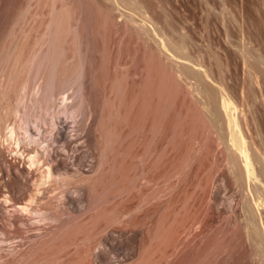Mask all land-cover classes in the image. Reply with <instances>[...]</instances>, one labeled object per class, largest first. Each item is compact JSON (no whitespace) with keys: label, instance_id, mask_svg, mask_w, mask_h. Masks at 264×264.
<instances>
[{"label":"rangeland","instance_id":"obj_1","mask_svg":"<svg viewBox=\"0 0 264 264\" xmlns=\"http://www.w3.org/2000/svg\"><path fill=\"white\" fill-rule=\"evenodd\" d=\"M75 1H76V3L77 2L79 3L81 1L82 4H79V5L82 7L86 3L85 7H83V9H85L84 11H85L86 15H88L87 20H89V22H91V24H92V26H91V24H89V25L91 26V28H93V33H94L93 35H95L94 39L96 41V45L99 46V49L104 47L103 48L104 52H102V49H101V52H98L96 54L97 55V57H96L97 59L95 62V63H97V65L95 64L96 68L98 67V71L100 70L99 73L100 72L105 73V77H107L108 80L113 75L117 76V77H112L115 80L117 79L116 81L114 80L115 81L114 84L117 82L114 86L116 88H112L113 86L111 87L113 89V91L115 90V93L112 90H111V92H113V93L110 92L111 94H113V98H114V99L112 98L113 99V104H112L113 107L111 106V111L113 112V108H115L114 110L116 111V112L115 111L113 112V113H115L114 115L116 117L111 116L110 117L111 122L109 121L111 123L110 128L112 127V134H111L112 136H110L109 140L110 141L113 140V141H112V143L110 142L108 144L109 146H107V148H106V152H105V156H104L106 162L104 161V158H103V160L101 162L102 163L101 166H99L98 170L96 171V175L94 174L95 177L93 176L94 177L93 179L95 180L94 181L95 183H93V184L95 185V187L92 184L93 179H91L92 181L89 183V185L91 184L90 186L93 185L92 188L94 187V189H92V188L90 189L89 188L90 186H87L88 187L87 188V187H85L86 185L83 186V184H79L80 182L78 183V181L74 182L75 177L73 179H71L72 181L74 180L73 182L75 184L71 182L73 185H71V184L70 185H68V184L63 185V184H66V182H65L62 184L60 183L61 184V185L59 184L60 187L57 188L58 186L56 185L57 184L56 183L55 185L57 187L55 185L53 186L56 188H53L52 186H50L51 188H48V191L50 192L49 195L52 194L54 196V194H55V196L57 195L58 198L63 197L62 198L63 199V202H62L63 205L61 206L62 203L60 204L61 209H62V207H64L63 209L70 207L69 206L70 204L67 202V201H69L68 200L69 195L72 198H74L73 200H75V199L80 200V197L83 198L85 196V198L82 200V204H80L82 206V207L80 206L81 207L80 209H82V211L81 210L80 211H81V213L83 212L82 216H80L81 214H79V212L76 213L77 215L79 214V216H77L76 214H72V215L70 214L71 217H69L70 215L69 216L66 215L67 218L65 216L64 217L65 219L63 218L64 220L63 219L61 220L59 226H58L59 223H57L55 225H52L49 223V224H47L49 227L47 229H46L47 225H46V227L41 225L46 230L44 228L41 229V226L39 229H35V230H33L32 227L31 228L28 227V232L30 234L28 232L26 233L27 234L26 240H24L25 238H23L24 241H22V239L18 240V238L15 240V238H13L8 242L10 244V242L12 241L11 242L12 244H10V247H9V245H7L8 243L7 244L3 243L1 245V246H3L4 244H6L2 248H0V264H33V263L34 264H51V263L52 264H97L98 261L97 260L95 261L96 257H94V253H93L94 251L93 250L96 249L95 247L101 248L98 243H100L101 246L103 244L105 245V246H102L103 247L102 249H104V247H105L106 251L108 252V256L110 257V259L112 258L110 260L109 264H112V262H111L112 260L115 261V262H113V264H116L117 260H118L117 264H125V263L130 264V262L132 263V261H133L132 264H134L137 261V259L140 257V256L137 257V255H139L140 252H143V254H141L142 256L148 252L147 247L149 248L150 252H151L150 247L153 246V248L155 249V247H154L155 244H156L155 246H159L161 248L165 244L167 245V243H168L167 241L173 240V236H175V235L177 237L176 240L178 239L176 247H174L175 244L173 245V242L176 243L175 241H173V242L171 241L172 243H170V244H172L171 245L173 247V248L171 247L172 249H170V246H168L169 249H168V247H166L167 250L164 248L165 246L163 247V249L165 250L164 254L166 253V251L168 253H170V254L167 253L169 255V256H167L169 258V260L166 257V255L164 256L163 253L161 254V252L158 251V249H159V247H158V248H156L158 251V252H156L157 254L155 253V251H156L155 250L154 251L155 254L152 255L157 260L153 257L155 259V261H154V259L152 257H150L151 261L153 260L150 264H153V262H154V264L155 263L156 264H160V263L161 264H179L180 259H182V260H180L181 264H184L186 262H187L186 264H190L192 262L193 263L195 262L194 264H196L197 262H198L197 264H201V263L204 264L206 261H209L211 259L210 262H208V264H211L213 261L212 258L214 259L213 256H215V258L217 259V257L220 255L218 253L220 251L224 250L225 246H227L231 241L232 242H234L236 240L238 241V239H236V237H237V234L239 232V231H237L239 229V227L236 223V219H235L234 215L232 214V212L229 211L231 213V215L228 211L226 213V210L224 209L225 208V205H224L225 201L224 200L230 199L236 193V195L233 196L234 198H236V200H234L235 201L234 203L238 204V203H236V202H238L237 201L238 198L236 196H237V193H239V191H240V189H239L240 184L237 182L239 185L238 184L235 185L234 184L235 182H233L232 178H230L228 170H227V164H226L225 157L223 158V155L225 156V153L222 152L223 146L220 144L219 140L216 137H214L215 134L213 135L212 133H210L208 130H206L207 128L206 129L204 128L206 131L203 130V127H202V124L204 121L203 119H205V122H206V118H204L205 117L204 116V110L205 109H204L203 105H200L197 102V99H200V97H201V94L199 93V89H198L199 86H198L197 78H198V74H201V76H203L202 77L203 80L204 79L206 80V81H204L206 84H210V86H213V88H216V92L218 93L217 96L227 95L233 100L234 104L236 105L237 118L240 117V118H238V120L240 121V124L242 123L241 126L243 125L242 127L244 129L242 127L241 128H242L244 133L248 132V134H246L245 136H247V135H248V137L250 136L249 137L250 139L248 137H246L248 139L245 140V146H246V148H247V146H249L251 148L250 149L248 147L249 150L250 151L253 150L254 154H256V152H257L254 149L259 148L256 150H258V152L261 150L260 152L263 155H260V158L263 156L261 159V160H263L264 152H262V151H264V0H138L140 2L142 9H144L146 14L149 15V16L147 15L149 18L148 22L151 25L153 24L152 26L156 30L157 35H156L155 39L159 43L158 44L153 39L155 41L156 46L154 45V43H152L150 36H149L150 39L148 40V38H149L148 35H147V37L145 36L146 34L143 35L144 33H142L143 31H142V28L139 26L138 21L134 22L135 23L134 26H136V25L139 26L138 28H135L137 31L135 29H133L132 23H131L132 26H130V24L129 25L126 24L128 22L125 21L126 20L125 18H123L125 20H123L121 18V14L116 10V8H117L116 5H113V8H112L111 7L112 5L110 6V5H107L108 3H106V6H104L105 2H103L101 0L100 1L98 0V3H97V0H95V2H94V0H75ZM99 2H101L100 4L102 7L107 8V6H108V7H111L110 8L111 10H109L108 8H107L108 10L105 8H101L99 6L100 5ZM86 7H87V9H86ZM98 9H100V10H98ZM86 10L88 12H86ZM104 11H106V12H104ZM87 13H90L92 17H89L90 14H87ZM119 14H120V16H119ZM113 16H114V18H113ZM122 17H124V16H122ZM111 18H113V19L111 20ZM114 19L116 22L114 21ZM136 20H140V19H136ZM93 21H94V23H93ZM124 21H125V23H124ZM123 24H125V25H123ZM155 24H156V26H155ZM97 28H99V29H97ZM140 32L142 33V35ZM140 35H141V37L142 36L143 37L141 38ZM144 38L145 39L147 38V40L145 41ZM167 40L170 42H168ZM149 41L152 43V45H150ZM163 43H164V45H163ZM165 45L168 46L169 48L165 47ZM171 45L174 47H171ZM176 45H179V47L177 46L178 48L181 47V51L175 50ZM148 46L153 47L152 51H150L151 47H148ZM157 47H158V49H157ZM178 48H176V49H178ZM170 50H171V52H170ZM153 51H155V52H153ZM178 55L185 57V59L182 60V58H179ZM101 61L103 63V68H105L104 70H106L105 72L101 71V69H102L101 68L102 67ZM104 61H105V63H104ZM183 63H185L188 67V69L185 70L186 72H184V69H183L184 67L182 65ZM164 66L166 69L162 68ZM170 73H172V74L170 75ZM118 78H120V81H118ZM110 81L111 80H109L108 84L106 82L107 85L105 84L107 88L109 87ZM114 84L112 81V85H114ZM118 84H120V85H118ZM119 86L123 87V88L121 87L122 90H120L121 88ZM111 88H109L108 90H110ZM217 88H218V91H217ZM119 90H120V92H119ZM68 92H70V90ZM125 92H127V93H125ZM117 93H119V94L117 95ZM120 93H121V95H120ZM30 95H31V93L28 92V94L26 96L27 101H28V97ZM196 96H197V99H196ZM218 98H220V97H218ZM68 100L70 101V100H72V98L71 99L69 98ZM119 104H120V106H119ZM74 108L75 107H73V111H75L74 114L75 115L77 114L78 116L76 115V117H79V118H77V119H79V122L76 121L77 122L76 124H75V120H77V119L74 118L75 115L71 116L69 114V116H68V114H67V116H66L65 115L66 113L64 114L63 112H60L59 113L60 115L57 114V117L60 116L59 118H61V119H58L57 117H56V119L64 121L65 118H67L65 121L70 122V123L69 122L68 123H69V125H71L70 126L71 128L75 125H78V127L81 128L79 126V123H82L83 121L86 123V121H88V119L93 115V114H91L92 108L89 105L88 107L86 106V109H84V111L87 112V116L85 114L86 112H84V111H83L84 113L81 112L82 111L81 107H78V109L81 111L77 110V112L79 111V114L76 113L77 107L75 108V110H74ZM116 108H117V110H116ZM57 109L58 108H56L55 111H53V109H51V111L56 112ZM69 110L70 111H68V112L73 114V112H71V108ZM199 110H200V112H199ZM51 111L49 110L50 113H51ZM112 112H111V114H113ZM81 113L84 115H82ZM200 113L203 114L202 115L203 119H201L202 117H200L201 116V115H199ZM41 114L42 113H40V115ZM46 114H47V116L45 115L46 118L40 116L44 120H46L49 117L46 120V122L44 120H43L44 122L42 121L43 123H46V124L43 125V123H42L41 130L44 134L46 133L45 136H47V135L49 136V135H51V132H53V129L55 128L56 125L55 124L53 125L51 123V120H49L50 115L48 116V113H46ZM180 115H181V117H180ZM20 116H23V115L20 114ZM42 116H43V114H42ZM70 116L71 117L74 116V117L71 118ZM81 116L82 117L86 116L87 118L84 117V119H83ZM242 116H243V118H242ZM112 117H113V119H112ZM58 120L56 122H58ZM71 120H73L75 125L73 124V122ZM80 120H81V122H80ZM154 120L156 121V126L152 125L153 124L152 121L155 122ZM186 120H189V121L187 122ZM196 120L199 122L197 123ZM200 122H202V123H200ZM205 122L203 125L207 124V122L206 123ZM174 124H176V125H174ZM194 124H196L197 126L195 127ZM69 125H68V127H69ZM111 125H113V126H111ZM131 125H133V126H131ZM70 127L67 129L69 132V136L71 134H73L76 137L77 136L76 134L78 132L80 133V131H78L76 133L72 132V131H75V130L77 131L79 128L75 126L74 127L75 130H73V129L70 130L71 129ZM153 127H156V128H153ZM204 127H207V125H205ZM118 128H119V130H118ZM191 128H192V130H193V128H195L196 131L192 132ZM197 128H199V129H197ZM44 129H46V130H44ZM152 129H154L155 131ZM167 130H169V132ZM189 130H191V131H189ZM201 130H203V131H201ZM21 131L23 132V130H21ZM113 131L116 134H118V136L115 133H113ZM182 131H184V132H182ZM197 131L198 132L199 131L206 132V134L209 132L210 134L206 135L205 133L202 134L201 132L197 133ZM31 132H32V136H34L35 132L32 129H31ZM152 132L154 134H152ZM178 132H180V133H178ZM194 132H195V134H194ZM43 133H42V137H39V135L36 132V135L34 136V138L36 140L38 139V137L41 138V140L39 139L40 143L37 140L38 143L40 145H42L44 143L43 145L44 146L46 145L49 148L52 146V143L50 144V146L47 145L50 143V141L48 140L49 137L47 139L49 142H47V141L43 142L44 140H46V139H44L45 137H44ZM162 134H163V136L165 134H167L166 137L164 136L166 139L163 138ZM189 134H190V136H188ZM193 134H194V136H193ZM197 134L200 136L202 134V136L201 137L199 136V138H198ZM169 135H170V137H172L171 139H170ZM175 135H177V136H175ZM179 135H180V137H179ZM181 135H183V136H181ZM203 135H204V138H203ZM209 135H212V136H210L211 139L213 138L212 141L208 137ZM36 136H38V137H36ZM74 136H72V137L75 138ZM161 136H162V138H160ZM187 136L189 138H187ZM158 137H159V139H158ZM193 137H194V140H193ZM160 139H163V140L161 141ZM180 139L182 142L179 141ZM182 139L183 140L185 139V141L187 140L186 141L187 143L184 142ZM188 139H190L191 141ZM167 140L170 142V144L165 146V144L168 143ZM192 140L194 141L193 145H191ZM200 140L202 141V146L200 145L201 144ZM214 140H216V141H214ZM41 141L43 143H41ZM155 141H156V143H155ZM158 141H160V142L158 143ZM249 141H252V142H249ZM60 142H57V143L53 142L54 143L53 145L54 146L58 145L57 147L60 146V148H61L62 142L61 143ZM180 142H181V144H180ZM212 142H213V144H212ZM154 143H155V145H154ZM175 143L176 144L179 143L180 146L175 145V147H174L173 145ZM251 144H252V146H251ZM212 145H213V147H212ZM39 146H38V148H39ZM152 146L154 147L155 152L153 151L154 149L152 148ZM171 146H173L174 148ZM177 146H179V148ZM181 146H182V148H181ZM185 146L187 148L189 146V149L193 146L194 149L191 148L193 151L191 149H190L191 150L190 151L189 149L188 150L184 149ZM143 147L144 148L146 147V149H144ZM162 147H164L165 149H162ZM211 147H212V149H211ZM252 147H255V148L252 149ZM60 148H58V149H60ZM83 148H84L83 150H85L86 156L85 155H84L85 157L82 156L80 160L76 161L75 165L78 168H81V166H83V168L85 169V167L87 168L88 166L91 165L90 163H92L94 161V156H95L96 150L93 149L92 146L89 147V145H85ZM87 148H89V150ZM142 148L146 151H143ZM156 148H157V151H156ZM177 148L179 151L183 152V154L181 153L182 156H181V154H178L180 152L177 150ZM180 148H181V150H180ZM109 149H111V150H109ZM167 149H168V151H167ZM151 150H152V152H151ZM161 150H163L164 152ZM175 150H177V151H175ZM184 150L186 152L189 151L191 153H189V152H187L189 154H187L186 152L184 153ZM249 150H247V154H248V157L250 160L251 177H252L254 183L257 182L259 184V186L264 188V182H263L264 178H262V180H261L260 179L261 177L260 176L258 177V175H257L258 173L256 172L259 164L257 165L256 162L254 163V160L252 159L253 152L251 151V153H252L251 154ZM159 151H161V152H159ZM196 151H197V154H196ZM62 152H64V151L62 150ZM162 152H163V154H162ZM260 152H259V154H260ZM139 153H141V156H139L140 159L137 158L138 155H140ZM151 153H152V155H151ZM88 154L90 156H88ZM134 154H136L135 156H137L136 157L137 159L134 158V156L132 157V155H134ZM142 154L144 155V157ZM145 154H146V156H145ZM176 154H178V156ZM191 154L193 156L195 155V157H193L194 159L192 158ZM159 155H160V157L163 156L162 160H160L161 158L159 157ZM186 155L189 156V159H185L186 157L188 158V156H186ZM199 155L200 156L202 155V156L200 157ZM157 156L159 157L158 159L160 161L157 159ZM184 156H186V157H184ZM83 157L85 159H87V157H89V158L86 161ZM148 157H150V158H148ZM154 157L159 162L156 161ZM176 157L178 158V160L180 158H181L180 160H182V159L187 160L184 162L185 165L182 164L184 161V160H182L180 162L181 166H179L180 163L177 164V162H179L180 160L177 161ZM222 158L224 159V161ZM142 159H144L146 162L143 161ZM152 160L153 161L155 160L156 164H152L153 163ZM168 160L169 161L171 160L172 162L171 161L169 162ZM188 160H189V162H188ZM89 161H91V162H89ZM134 161H135V163H138L139 165L138 164L135 165ZM138 161H141V162H138ZM86 162H88V163H86ZM168 162H169V165L167 164ZM173 162L176 164H172ZM186 162H188L187 164H189V165H186ZM85 163H86V165H85ZM103 163H104V166H102ZM223 164L225 165V168H224ZM263 164H264V160H263L262 165ZM175 165L178 167H176ZM183 165L185 168L183 167ZM193 165H195L194 166L195 168H193ZM196 165H197V168H196ZM146 166H147V168H145ZM149 166H151V167L153 166V168L150 169ZM164 166H165V169L162 170L164 168ZM179 167H181V169L182 168H184V169L181 170ZM103 168H104V170H103ZM202 168H203V170H201ZM189 169H191L192 171H190ZM197 169H198V171H196ZM205 169H207V170H205ZM2 170L0 167V182H1V184L4 181H6V179L8 178V176L5 175V173H3ZM99 170H101V171L103 170L104 172L102 171L100 173ZM153 170L155 172H153ZM171 170L172 171L174 170V173ZM177 170H179L178 171L179 174L177 173ZM199 170H201V171H199ZM181 171H184V173ZM194 171H196V172L194 173ZM170 172L173 173L171 175L172 176L174 175L173 176L174 178H172V176L170 175ZM175 172H176L177 176H176ZM197 172H199L201 174H198ZM204 172H206L207 174ZM157 173H158V175H157ZM161 173H163V174H161ZM186 173H187L188 179L186 177ZM196 173L198 175H196ZM202 173L205 176H203ZM140 174L143 176H141ZM182 174H184V175H182ZM189 174L191 176H188ZM194 174H195V176H194ZM26 175H27V177H25ZM29 175L30 174H25L24 175L25 179L29 178L30 177ZM153 175H156V176H153ZM98 176H100V178H98ZM146 176H147L146 179L149 181H147L145 179ZM182 176H184V177H182ZM196 176L200 177V178L197 177L198 178L197 182H196ZM206 176L208 177V180H210V181L207 182ZM224 176L226 178H224ZM135 177L136 178L138 177V178L136 179ZM149 177L151 179H153V178H156V179H153L154 181H150L151 179ZM163 177L164 178L168 177L169 180L165 181V179H167V178L164 179ZM180 177L182 179H179ZM194 177H195V179H194ZM201 177H203V178L201 179ZM217 177H219V178H217ZM25 179L24 180L22 179V180L25 181ZM158 179H160V180H158ZM183 179L184 180L186 179V182H184ZM192 179L194 180L195 184L193 183ZM155 181H157V182H155ZM170 181L173 183V184L171 183L172 185L169 183ZM198 181H200L202 183L200 184V182H198ZM148 182H152V183H148ZM206 182L208 184H206ZM198 183L202 187L199 186ZM166 184H169L170 186L174 185L176 188L170 187L169 185L166 186ZM182 184H184V185H182ZM204 184L206 187L204 186ZM190 185L191 186L197 185V186H195L196 188L194 187V189H196L195 192H191V190L193 189V186L191 187ZM136 186L137 187L139 186V187L137 188ZM207 186H208V188H207ZM75 187L76 188L79 187V189H76ZM80 187H82V188H80ZM83 187H85V191H84ZM184 187L185 188L187 187L186 188L187 191ZM231 187H232V189H231ZM86 189H88V190H86ZM160 189L162 190L161 193L159 191ZM194 189L192 191H194ZM205 189H208V190H205ZM5 190H6L7 194L10 192L9 190H7V188ZM129 191H131V192L129 193ZM169 191H171V192L169 193ZM175 191H176V193H175ZM181 191H183V192H181ZM184 191H186L185 194H184ZM131 193H132V195H131ZM174 193L176 195H174ZM192 193H194V194H192ZM200 193H202V194L199 195ZM183 194L185 196L190 194L189 198L183 197L184 196ZM191 194H192V196H191ZM203 194H204V196H203ZM82 195H84V196H82ZM133 195H135L134 200H133ZM155 195L156 196L158 195V196L156 197ZM162 195H163V197H162ZM193 195H195L194 198H193ZM213 195H215V196L218 195L219 197L217 196V199H216L215 196L213 198ZM136 196H138V197L136 198ZM168 196H169V198H168ZM172 196H174V197H172ZM180 196H182V197L180 198ZM65 197L67 198V200H65L66 199ZM71 197H69V198H71ZM131 197H132V199H131ZM158 197H161V198H158ZM224 197H226V198H224ZM61 198H59V200H58L59 202L62 201ZM143 198H145V199H143ZM171 198H173V199H171ZM174 198H175V200H174ZM176 198H177V200H176ZM183 198H184V200H182ZM218 198H220V199H218ZM0 199H1V197H0ZM178 199H180V201ZM214 199H216L215 201L218 203H216L214 201ZM84 200H86V201H84ZM130 200H131V202H130ZM171 200H172V202L173 201L174 202L172 203ZM186 200L190 201L189 203H188V201L185 202L186 204L188 203L187 204L188 206H186V204L183 203ZM193 201H195V202H193ZM164 202H165V204H164ZM181 203H183V204H181ZM222 203H223L224 207H223ZM142 204H143V206L141 208H139ZM173 204H175V205H173ZM191 204H192V206H191ZM124 205H125V207H124ZM181 205L183 208L181 207ZM252 205H254V204H252ZM126 206H127V208H126ZM195 206L196 207L199 206V207L196 208ZM262 206L264 207V204L259 207V211L260 212L262 211L261 214L264 215V208ZM180 207H181V209H180ZM184 207L187 208L186 211L190 210L191 213L188 211V214L190 213L189 215H187V212H185L183 214V212L185 211ZM125 208L127 210L128 209L130 210V208H131L132 210H130V211H132V212H129V214H128L127 213L128 211ZM150 208L154 209L153 213L151 212ZM166 208H168V209H166ZM172 208H173V210H172ZM235 208L237 209L238 206L237 207L235 206ZM253 208L254 209H252V210L257 211V207L255 205L253 206ZM260 208H262V209H260ZM123 209H125V210H123ZM143 209L145 210V213H144ZM147 209H149L150 212ZM159 209L161 212L164 211L165 213L167 212V210L171 211L169 213L167 212L168 214H166L165 220H163L164 219L163 217L165 215L164 212L162 214L163 216H161V212L158 211ZM163 209H165V210H163ZM194 210L195 211L197 210L196 213ZM136 211H138V212H136ZM192 211L194 212V214ZM200 211H201V213H200ZM256 211L254 213H258V211L257 212ZM118 212L119 213L123 212L122 214H125V215L120 214V216H119ZM133 212H134V214L132 215ZM175 212H177L176 216L174 215ZM143 213L145 216L143 215ZM181 213L183 214V216ZM152 214L154 215V217ZM192 214L198 218V223L196 220L197 218H195V216H193ZM116 215H118V217ZM139 215H141V216H139ZM149 215L152 217H150ZM169 215H171V217ZM115 216H116V218H114ZM157 216L160 217L159 219L162 221V223H163V221H165V222L163 224L160 223L161 221L158 220ZM167 216H169V217H167ZM181 216H182V218H181ZM256 216L258 217V214ZM131 217H133V218H131ZM177 217H179V218L177 219ZM187 217H189V218L193 217L195 219L192 218V219H188V221H186ZM226 217L227 218L229 217V218L227 219ZM232 217H233V219H232ZM156 218L158 221L156 228L158 227V225L161 226L160 227V233L162 234V236H161L162 238H160V237L155 238L154 237L157 235L155 233L156 230H157L156 232L159 235H161L158 231L159 227L157 229L155 228V230H154ZM184 218H186V219L183 221V222H185V223H183V228H186V231L182 228V225H178V222L176 223V221L182 222V219H184ZM224 218H226V219H224ZM148 219H149V222H148ZM167 219H169V220H167ZM172 219H173V222H171ZM180 219H181V221H180ZM135 220H136V222L139 221V223L135 224ZM191 220H193V222ZM194 221H196V223ZM200 221L203 223H201ZM5 222H6V226L4 227V231H5V228L8 227V228H6V233H9V231H10V234H11V232H12L11 222L9 219L5 220ZM43 222H46V221H43ZM188 222H189L190 226L188 225ZM206 222H208V223H206ZM47 223H48V221H47ZM132 223H133V225H132ZM142 223H144V224H142ZM158 223H160L161 225ZM168 223H170V225L173 227H170V225ZM45 224L46 223H44V225ZM167 224L169 225V227L167 226ZM192 224H194V225L191 226ZM233 224L236 225V229H235V225L233 227ZM50 225H52L54 228L50 227ZM95 225H96V227H94ZM162 225H163V228H165V230H163L164 231L163 233L161 232L162 231L161 229H163ZM177 225L179 227L178 229L176 227ZM197 225H199V227H197ZM103 226L104 227L106 226L105 227L106 229ZM150 226H151V230H150ZM184 226H186V227H184ZM188 226L190 228L191 227L192 228H191V230H190V228H188V231H187ZM91 227H93L94 229ZM101 227L103 230L100 229ZM139 228H141V229H139ZM166 228L168 229V231ZM172 228L174 230L182 229V231L179 230V232L181 231L179 233L176 230L177 233H175V235H173L171 237V235L173 234L171 231ZM201 228L206 229V230L203 231V230H201ZM37 230H38V232H37ZM91 230H93V231L91 232ZM144 230L146 232L148 231V235L150 234L149 233L150 231H151V234L152 233H155V234H153L152 237L150 234L149 236L151 238H148V235ZM98 231H99V233H97ZM195 231L197 234L196 235L197 238L194 235ZM197 231L198 232L200 231L199 232L200 234L197 233ZM221 231H223V232H221ZM1 232H3V231H0V233ZM33 232H35V234ZM87 232H88V234H86ZM106 232H108V233H106ZM134 232L138 238H135ZM144 232L146 235L144 234ZM187 232H189V233H187ZM32 233L34 235L37 234L36 235L37 237L32 235ZM165 233L167 236L168 235H170V236H168V237L166 235L164 236ZM84 234H86L85 235L86 240L88 239L89 241L85 242L84 240H82V239H85V237L82 236ZM105 234H108V235L105 236ZM133 234H134L135 239L132 238ZM187 234L189 236H187ZM30 235H32V236L28 237ZM129 235H130V237H129ZM231 235H233L234 237L236 235V237L234 238ZM92 236L94 237V240H93ZM104 236L105 237L110 236V237H108V240L106 242H102V241L100 242V240L102 238H104ZM124 236H125V238H124ZM163 236L165 238H167L166 239L167 243L164 241L165 238ZM198 236H200L199 237L200 239L198 238ZM90 237H91V239H90ZM185 237L186 238L188 237L187 240L189 242L184 240V239H186ZM231 237H232V239L229 242ZM28 238H30L29 241H28ZM80 238H81V241H80ZM96 238L98 240V241L96 240L97 242H95ZM111 238H112L113 242L111 241ZM126 238H127V241H126ZM158 238H160V239H158ZM163 238H164V240H163L164 243H161V244H164V245L161 246L160 242H162ZM180 238H181V240H180ZM190 238H193V239H191L192 241L190 240ZM122 239H124V240H122ZM132 239H133V241H131ZM140 239L143 241H146V242L143 243V241H141ZM149 239H151V240H149ZM153 239H156V240H153ZM233 239H234V241H233ZM69 240L72 241V243L69 242ZM159 240H161V241L159 242ZM193 240H195V241H193ZM20 241H21L22 245H20L21 244ZM135 241H136L135 245H137V246H135V249L137 248L136 251L133 252V251L129 250L130 251L129 252L128 250H126V248L131 249L130 243L132 244ZM149 241L152 243V245ZM190 241L193 243L195 242V243L193 244ZM237 241L234 242V244L235 243L238 244L239 242L237 243ZM87 242H88V244L84 245L85 247L82 246L83 244H86ZM90 242H92V243H90ZM65 243H67V244H65ZM77 243H78V246H75V245H77ZM117 243L119 244L120 247L118 246ZM141 243H142V245L146 244L145 247L144 246L142 247ZM63 244L66 247L62 246ZM180 244H181V246H180ZM93 245H94V247H92ZM115 245H116V247H115ZM123 245L124 246L126 245V248ZM149 245H150V247H149ZM214 245H215V247H214ZM67 246H70V247H67ZM236 246H238V245H235V249H234L235 251L237 248ZM58 247L60 250H58ZM187 247H188V249H187ZM193 247H194V249H193ZM198 247L202 248L199 250H203V251L202 252L198 251L197 250ZM240 247H241V245H240ZM61 248H63L62 251H61ZM107 248L108 249L110 248V249L107 250ZM139 248H141V249H139ZM180 248H182V249H180ZM184 248H186V250ZM218 248H221V249L219 250ZM154 249H152V251ZM179 249H180V251H179ZM190 249L197 250L200 253H198L197 257H195V255H197L196 254L197 252L192 251ZM215 249L219 250V251H216ZM53 250H55V251H53ZM159 250H161V249H159ZM237 250H238V248H237ZM57 251H59V254L57 253ZM137 251L139 254L137 253ZM191 251L195 252V254L192 253ZM183 252H187V253L189 252V255L187 253H183ZM240 252H238L237 254L235 253L233 256L234 258L232 260L235 259L236 255L239 256L238 254H240L239 257H242ZM209 253L211 256L209 255ZM50 254H52V255H50ZM90 254H92V255L90 256ZM125 254H127V255H125ZM128 254H130L131 256ZM181 254L183 256L184 255L185 256L182 257ZM186 254H187V257H186ZM200 254L202 256V257L200 256L201 258L199 257ZM56 255H57V257H56ZM132 255H133V257L134 256L135 257L133 258ZM148 255H149V253H148ZM148 255H147V257L150 256V255L149 256ZM155 255L156 256L158 255L159 258L161 256L162 260H160L161 258L160 259L157 258ZM177 255H178V257H175ZM118 256H119V258H118ZM179 256L182 258H179ZM188 256H190L192 258L194 256L195 259L194 258L193 259L195 261L192 259V262H190L191 258L190 257L188 258ZM237 256H236V258H238ZM126 257H128V258H126ZM173 257H175V260ZM205 257H206V259H205ZM209 257H210V259H209ZM140 258L142 261H143V259H145L142 257H140ZM178 258H179V260H177ZM55 259L56 260L59 259V260L56 261ZM170 259H171V261L172 260L173 261L170 262ZM188 259H190V261ZM70 260H71V262H70ZM50 261H52V262H50ZM139 261H140V259H139ZM144 261H146V260H144ZM200 261H201V263H200ZM237 261H238V259H237ZM241 261H240L241 264H247V263L249 264V259L243 260V258H242ZM121 262H123V263H121ZM138 262H137V264H138ZM147 262H145V264H147ZM235 262H236V260L233 261V263H235ZM142 263H144V262H142ZM139 264H140V262H139ZM205 264H207V263H205ZM238 264H240L239 261H238Z\"/></svg>","mask_w":264,"mask_h":264},{"label":"bare ground","instance_id":"obj_2","mask_svg":"<svg viewBox=\"0 0 264 264\" xmlns=\"http://www.w3.org/2000/svg\"><path fill=\"white\" fill-rule=\"evenodd\" d=\"M100 1V0H99ZM103 2H105V5L106 6V3H108L107 5H112L111 7L113 8V5H116L117 9L116 10L121 14V18H125L123 20L127 21L128 23H126L127 25L130 24V26L133 25V29L135 28H138L139 26L142 28V33H144L143 35H145L147 37L150 36L151 37V40H152V43H154L155 45V41H156V30L153 28V24L151 25L148 20V14H146L145 10L142 9L141 5H140V2L138 0H101ZM95 2V0H94ZM97 3H98V0H97ZM101 2H99L100 4ZM79 4H82L81 1L78 3H76L75 0H0V167H1V170L3 171V173H5V175L8 176V178L6 179V181H4L2 184L0 182V231H3L0 233V248H2L4 245H6L11 239L15 238V240L18 238L19 239H22V241L26 240V233L28 232V227H32L33 230L35 229H39L41 225L45 226L47 224H52V225H55L57 223L58 226L60 225V222L61 220L67 215L69 216L70 214H76L77 212H79V214H81L80 216H82L83 212L81 213L82 209H80L82 206L80 204H82V200L85 198V194L82 195L84 196L83 198L80 197V200L78 199H75L73 200L74 198H72L70 195L68 196V200L67 201L70 205L69 208H66V209H63L64 207H62V209L60 208V204L63 202V197H59L62 199V201H58L59 198L58 196L54 194V196L57 198H55L52 194L49 195V191H48V188H51L50 186H54L56 183V186L57 188H59V184L61 183H65L66 184H63V185H73L72 183L74 182H77L79 184H83L86 185L85 187L87 186H90L89 183L92 181L91 179H93L95 176L94 174L96 175V171L98 170L99 166H101V162L105 156V152H106V148L107 146H109L108 144L112 141H110V136H112V127L110 128V117L111 116H115L113 113L115 110V108H113V112L111 111V106L113 104V94L111 93H115V90L113 91L112 88H116L114 87L115 83L114 82L117 80L113 79L112 77H117V76H112L110 77L109 80L110 83H109V87L107 88L106 85L108 84L109 80L107 77H105V73H99L98 71V67L96 68L95 64L97 65L96 62V57H97V53L98 52H101V49H102V52H104L103 48L102 47L101 49H99V46L96 45V41L94 39V36L93 35V28H91L92 24L91 22H89L88 19V15H86L85 13V9H83V7H85V4L84 6H80ZM101 8H105V7H102L101 4L99 5ZM111 7H108L107 8L109 10H111L110 8ZM115 7V6H114ZM105 8V9H107ZM87 9V7H86ZM107 9V10H108ZM100 10V9H98ZM104 10V9H103ZM114 10V9H113ZM86 12H88L86 10ZM106 12V11H104ZM112 12V11H111ZM87 14H90V13H87ZM107 14V13H106ZM109 14V13H108ZM119 14V16H120ZM148 15V16H147ZM110 16V15H109ZM118 16V17H119ZM124 16V17H122ZM89 17H92L91 14ZM136 17V18H135ZM138 17V18H137ZM114 18V16H113ZM111 18V20L113 19ZM136 19H140V20H136ZM91 20V19H90ZM105 20V19H104ZM103 20V21H104ZM115 21V19H114ZM118 21V20H117ZM124 21V23H125ZM135 21H138L139 23V26L136 25L134 26V22ZM155 21V20H154ZM116 22V21H115ZM130 22V23H129ZM94 23V21H93ZM113 23V22H112ZM132 23V25H131ZM137 23V24H138ZM142 23V24H141ZM153 23V22H152ZM91 24V26L89 25ZM106 24V23H105ZM108 24V23H107ZM118 24V23H117ZM149 26H148V25ZM125 25V24H123ZM129 26V27H130ZM156 26V24H155ZM127 27V26H126ZM128 27V28H129ZM149 27V28H148ZM131 28V27H130ZM99 29V28H97ZM140 29V28H139ZM136 30V29H135ZM104 31V30H103ZM137 31V30H136ZM141 33V32H140ZM139 33V34H140ZM141 33V35H142ZM102 35V34H101ZM140 35V37H141ZM103 36V35H102ZM138 36V35H137ZM143 37V36H142ZM141 37V38H142ZM150 37L148 38V40L150 39ZM145 39V38H144ZM155 41H154V40ZM147 40V38L145 39V41ZM150 40V41H151ZM149 41V42H150ZM168 41V40H167ZM103 42V41H102ZM148 42V41H147ZM157 42V41H156ZM170 42V41H168ZM152 43L150 42V45H152ZM158 43V42H157ZM159 44V43H158ZM166 44V43H165ZM171 44V43H170ZM149 45V44H148ZM164 45V43H163ZM167 45V44H166ZM167 48H169L168 46H166ZM169 45V44H168ZM156 46V45H155ZM159 46V45H158ZM179 45H176V48H178ZM148 47H151V46H148ZM164 47V46H163ZM171 47H174L171 45ZM152 48L150 49V51H152ZM175 50H180L181 51V47L176 49ZM149 49V48H148ZM158 49V47H157ZM174 49V48H173ZM169 50V49H168ZM156 51V50H155ZM153 51V52H155ZM171 52V50H170ZM152 53V52H151ZM162 53V52H161ZM179 53V52H178ZM168 55V54H167ZM179 58H182V60L185 59V57L181 56V55H178ZM170 57V56H169ZM172 59V58H171ZM169 60V59H168ZM166 62V61H165ZM171 62V61H170ZM102 63V61H101ZM105 63V61H104ZM163 65V64H162ZM183 65V69H184V72H186L185 70L188 69L187 65L185 63L182 64ZM99 66V65H98ZM102 69L101 71L102 72H105L106 70H104L105 68H103V63L101 65ZM100 67V66H99ZM162 68H165L162 67ZM166 69V68H165ZM173 69V68H172ZM108 70V69H107ZM98 71V72H97ZM165 71V70H164ZM98 73V74H97ZM108 73V72H107ZM166 73V72H165ZM164 73V74H165ZM200 73V72H199ZM172 73H170L171 75ZM169 75V74H168ZM169 75V76H170ZM108 76V75H107ZM111 76V75H110ZM167 77V76H166ZM203 76H201V74H198V78H197V81H198V89H199V93L201 94V97L200 99H197V96H196V99H197V102L200 104V105H203L204 107V118H206V122L207 124V127H204L205 125L204 122H205V119H203L202 117V113H200L199 115H201L200 117H202L201 119H203V124H202V127H203V130H208L210 133H212L214 135V137H216L220 144L223 146L222 148V152L225 153V156L223 155V158L225 157V160H226V164H227V170H228V173H229V176L230 178H232L233 182H235L234 184H238L240 187V191L239 193H237V201L236 203L238 204H235L234 200H236V198H234L233 196L236 195V193L230 198V199H227V200H224L225 201V210H226V213L227 211L229 212H232V214L234 215L235 219H236V223L239 227V229L237 231L238 234H237V237L236 239H238L237 243L238 244H234V239L232 242L231 239L232 237L230 238L229 240V244L227 246L224 247V250L220 251L218 254H220L217 259L214 257V259L212 258V263L213 264H238V261L239 263L241 264V259L243 258L244 259H249V264H264V215L261 214V212L259 211V207L261 205L264 204V188H262L261 186H259V184L256 182L254 183L252 177H251V170H250V160H249V157H248V154H247V150H249V146H245V140L248 139V135L245 136L246 134H248V132L244 133L243 130H242V126L240 124V121L238 120V117L237 118V112H236V105L234 104L233 100L227 96V95H220V96H217V92H216V88H213V86H210V84H206L204 81H206L205 79L203 80L202 78ZM123 78V77H122ZM171 78V77H170ZM115 80V81H114ZM112 81H113V84L112 85ZM118 81H120V78H118ZM125 81V80H124ZM107 82V84H106ZM126 82V81H125ZM120 83V82H119ZM208 83V82H207ZM106 84V85H105ZM111 85V86H110ZM120 85V84H118ZM113 86V87H112ZM112 87V88H111ZM120 87V86H119ZM118 87V88H119ZM122 87V86H121ZM120 87V88H121ZM109 88H111L110 90H108ZM123 88V87H122ZM122 88L120 90H122ZM219 88V87H218ZM218 88H217V91H218ZM197 89V90H198ZM221 89V88H220ZM70 90V92H68ZM111 90L113 92H111ZM119 90V92H120ZM124 90V89H123ZM31 93V95L28 97V101L26 100V96L27 94ZM68 92V93H67ZM111 92V93H110ZM123 92V91H122ZM223 92V91H222ZM127 93V92H125ZM197 93V92H196ZM119 93H117L118 95ZM223 94V93H222ZM225 94V93H224ZM121 95V93H120ZM112 96V97H111ZM220 97V98H218ZM71 99L72 100H68V99ZM113 98V99H112ZM117 98V97H116ZM132 98V97H131ZM118 100V99H117ZM120 101V100H119ZM130 103V102H129ZM134 103V102H133ZM194 104V103H193ZM91 106V114H93L89 119L88 121H86V123L83 121L82 123H79V126L81 128L78 127V125H75L77 122H79V117H76V115L74 114L75 111H73V107H77L76 109V113L79 114V111L83 112L84 109H86V106ZM118 106V105H117ZM120 106V104H119ZM78 107H81V110L78 109ZM113 107V106H112ZM197 107V106H196ZM202 107V108H203ZM57 109L56 112H52L51 109H53V111H55ZM71 108V112H73V114L69 113L68 111H70L69 109ZM74 108V110H75ZM190 108V107H189ZM49 110L51 111V113L49 112ZM77 110H79L77 112ZM117 110V108H116ZM68 113H67V112ZM88 111V110H87ZM154 111V110H153ZM42 114L40 115V113ZM60 112H63L66 116L69 114L72 116V115H75V124L73 122V120H71L73 122V124L78 127L77 131L74 129L75 126H73L72 128L70 127L71 125H69V121H65L67 118H65V120H58V119H61L59 117H57V114H59ZM86 112V111H84ZM83 112V113H84ZM89 112V111H88ZM111 112L113 114H111ZM116 112V111H115ZM200 112V110H199ZM39 113V114H38ZM48 113V116L50 115V119L51 120V123L55 126V128L53 129V132H51V135H46V133L44 134L41 130L42 128V123L49 118H47L46 120H44L43 118L41 117H45L47 116ZM179 113V112H178ZM20 114H22L23 116H20ZM82 114V113H81ZM86 116H87V112L85 113ZM111 114V115H110ZM181 114V113H180ZM46 115V116H45ZM60 115V114H59ZM84 115V114H82ZM89 115V114H88ZM197 115V114H196ZM41 116V117H40ZM70 116V117H71ZM78 116V115H77ZM84 116V117H86ZM124 116V115H123ZM198 116V115H197ZM56 117L58 119H56ZM62 117V116H61ZM71 117V118H73ZM82 117V116H81ZM84 117H82L84 119ZM116 117V116H115ZM114 117V118H115ZM118 117V116H117ZM181 117V115H180ZM184 117V116H183ZM196 117V116H195ZM199 117V118H200ZM87 118V117H86ZM127 118V117H126ZM154 118V117H153ZM186 118V117H185ZM198 118V119H199ZM243 118V116H242ZM63 119V118H62ZM81 119V118H80ZM113 119V117H112ZM155 119V118H154ZM187 119V118H186ZM247 119V118H246ZM44 120V121H43ZM58 120V122H56ZM82 120V119H81ZM80 120V122H81ZM87 120V119H86ZM200 120V119H199ZM242 120V119H241ZM43 121V122H42ZM77 121V122H76ZM110 121V122H109ZM114 121V120H113ZM112 121V122H113ZM147 121V120H146ZM151 121V120H150ZM155 121V120H154ZM181 121V120H180ZM187 122L189 120H186ZM191 121V120H190ZM201 121V120H200ZM243 121V120H242ZM241 121V122H242ZM69 122V123H68ZM133 122V121H132ZM185 122V121H184ZM196 122L198 123L199 121L196 120ZM205 122V123H206ZM50 123V122H49ZM125 123V122H124ZM152 125H155L156 126V121L153 122L152 121ZM179 123V122H178ZM202 123V122H200ZM199 123V124H200ZM46 124V123H43V125ZM72 124V125H73ZM84 124V125H83ZM150 124V123H149ZM171 124V123H170ZM34 125V126H33ZM49 125V124H48ZM51 125V124H50ZM68 125L69 127L71 128L70 130H75V131H72V132H78L80 131V133L78 132L76 135V137L71 134L69 136V132H68ZM116 125V124H115ZM176 125V124H174ZM195 127L197 126L196 124H194ZM193 125V126H194ZM33 126V127H32ZM113 126V125H111ZM130 126V125H129ZM133 126V125H131ZM170 126V125H169ZM185 126V125H184ZM190 126V125H189ZM199 126V125H198ZM120 127V126H119ZM127 127V126H126ZM125 127V128H126ZM168 127V126H167ZM201 127V126H200ZM199 127V128H200ZM242 127V128H241ZM115 128V127H114ZM131 128V127H130ZM153 128H156V127H153ZM166 128V127H165ZM197 128V129H199ZM205 128V129H204ZM31 129L35 132L34 136L36 135V132L37 134L39 135V137H42V133L44 134V140L43 138V142L47 141L50 143L47 144L50 146V144L52 143V146L51 147H47L46 145L44 146L43 142L41 141V143H43L42 145H40V140L41 138H39L38 136V141L34 138V136H32V132H31ZM146 129V128H145ZM168 129V128H167ZM174 129V128H173ZM172 129V130H173ZM202 129V128H201ZM244 129V128H243ZM23 130V132L21 131ZM46 130V129H44ZM43 130V131H44ZM119 130V128H118ZM151 130V129H150ZM154 130V129H152ZM166 130V129H165ZM192 130V128H191ZM189 130V131H191ZM201 130V131H203ZM205 130V131H206ZM155 131V130H154ZM153 131V132H154ZM164 131V130H163ZM169 132V130H167ZM185 131V130H184ZM182 131V132H184ZM193 131H196L195 128H193L192 132ZM201 131H197V133H200ZM245 131V130H244ZM45 132V131H44ZM152 132V134H154ZM172 132V131H171ZM207 133V134H210V133ZM113 133H115L113 131ZM161 133V132H160ZM180 133V132H178ZM186 133V132H185ZM202 134L206 132H201ZM49 134V133H48ZM116 134V133H115ZM151 134V135H152ZM195 134V132H194ZM193 134V136H194ZM201 134V136H202ZM206 134V135H207ZM79 135V136H78ZM114 135V134H113ZM118 136V134H116ZM126 135V134H125ZM167 134H165L164 136L166 137ZM185 135V134H184ZM187 135V134H186ZM72 136H74L75 138H73ZM123 136V135H122ZM163 136V134H162ZM162 136L160 138H162ZM163 136L164 139H166L165 137ZM177 136V135H175ZM183 136V135H181ZM190 136V134L188 135ZM187 136V138H189ZM200 135L197 134V137L199 138ZM200 136V137H201ZM210 136L212 135H209L208 137L210 138ZM49 137V139H48ZM115 137V136H114ZM152 137V136H151ZM150 137V138H151ZM170 137V135H169ZM180 137V135H179ZM178 137V138H179ZM196 137V138H197ZM248 137V138H246ZM172 137H170L171 139ZM186 138V139H187ZM203 138H204V135H203ZM202 138V139H203ZM206 138V137H205ZM215 138V139H216ZM40 139V140H39ZM49 141H48V140ZM114 139V138H113ZM159 139V137H158ZM169 139V138H168ZM216 139V140H217ZM250 139V138H249ZM161 141L163 139H160ZM173 140V139H172ZM183 140V139H182ZM190 140V139H188ZM193 140H194V137H193ZM192 140V144L193 145V141ZM210 140L212 141L213 138ZM214 140V141H216ZM62 142V146L60 148L57 147L58 145H53L54 143L53 142ZM168 141V140H167ZM181 141V139L179 140ZM178 141V142H179ZM184 142L185 139L183 140ZM191 141V140H190ZM189 141V142H190ZM201 141V140H200ZM199 141V142H200ZM60 142V143H61ZM148 142V141H147ZM160 141H158L159 143ZM182 142V141H181ZM180 142V144H181ZM188 142V143H189ZM204 142V141H203ZM249 142H252V141H249ZM38 143V144H37ZM156 143V141H155ZM154 143V145H155ZM167 143V142H166ZM187 143V142H186ZM210 143V142H209ZM39 148H38V146ZM150 144V143H149ZM161 144V143H160ZM170 144V142L168 141L166 145ZM190 144V143H189ZM199 144V143H198ZM213 144V142H212ZM219 144V145H220ZM85 145H89L93 147V149H95L96 153H95V156H94V161L92 163H90L91 165L88 166L87 168L85 167V169L83 168V166H81V168H78L75 163L76 161L80 160L82 156H84L86 153H85V150H83L84 146ZM172 145V144H171ZM175 145H179L178 144H174L173 146L175 147ZM202 146V141H201V144ZM250 145V144H249ZM143 146V145H142ZM150 146V145H149ZM159 146V145H158ZM162 146V145H161ZM171 146V147H173ZM180 146V145H179ZM179 146H177L179 148ZM208 146V145H207ZM252 146V144H251ZM147 147V146H146ZM146 147L144 149H146ZM173 147V148H174ZM199 147V146H198ZM210 147V146H209ZM213 147V145H212ZM211 147V149H212ZM249 147V148H248ZM257 147V146H256ZM22 148V149H21ZM60 148V149H58ZM110 148V147H109ZM142 148V149H143ZM152 148L154 149V147L152 146ZM151 148V149H152ZM177 148V150H178ZM182 148V146H181ZM180 148V150H181ZM193 148V146L191 147ZM190 148V149H191ZM255 148V147H252V149ZM89 150V148H87ZM143 151H146L144 150ZM159 149V148H158ZM161 149V148H160ZM162 149H165L164 147H162ZM172 149V148H171ZM170 149V150H171ZM184 149H189V146L188 148L185 146ZM189 149V150H190ZM194 149V148H193ZM202 149V148H201ZM214 149V148H213ZM251 149V148H250ZM256 149H259V148H256ZM254 149L256 152V154H254L253 150H251L253 152L252 154V159L254 160V163L256 162V164L258 165V168L256 170V172L258 173V177L260 176L261 180L262 178H264V164L262 165L263 163V160L262 157L260 158V155H263L260 151V154L258 152V150ZM62 150L64 152H62ZM111 150V149H109ZM175 150V151H177ZM192 150V149H191ZM190 150V151H191ZM196 150V149H195ZM263 150V149H262ZM142 151V152H143ZM155 152V149L153 150ZM156 151H157V148H156ZM163 151V150H161ZM159 151V152H161ZM168 151V149H167ZM173 151V150H172ZM179 151V150H178ZM183 151V150H182ZM193 151V150H192ZM206 151V150H205ZM109 152V151H108ZM138 152V151H137ZM136 152V153H137ZM141 152V151H140ZM152 152V150H151ZM164 152V151H163ZM162 152V154H163ZM180 153L178 154H183V152L179 151ZM186 151L184 150V153ZM189 152V151H187ZM186 152V153H187ZM264 152V151H262ZM90 153V152H89ZM158 153V152H157ZM156 153V154H157ZM167 153V152H166ZM169 153V152H168ZM173 153V152H172ZM191 153V152H189ZM187 153V154H189ZM195 153V152H194ZM193 153V154H194ZM200 153V152H199ZM223 153V154H224ZM140 155L135 156L136 154L132 155V157L134 156V158H139V156H141V153H139ZM175 154V153H174ZM173 154V155H174ZM178 154H176L178 156ZM181 154V156H182ZM196 154H197V151H196ZM205 154V153H204ZM259 154V155H258ZM94 155V154H93ZM143 155V154H142ZM149 155V154H148ZM152 155V153H151ZM150 155V156H151ZM154 155V154H153ZM171 155V154H170ZM172 155V156H173ZM185 155V154H184ZM192 155V154H191ZM190 155V156H191ZM86 156V155H85ZM84 156V157H85ZM88 156H90L88 154ZM146 156V154H145ZM156 156V155H155ZM166 156V155H165ZM188 156V155H186ZM184 156V157H186ZM200 156V155H199ZM202 156V155H201ZM200 156V157H201ZM213 156V155H212ZM83 157V158H84ZM112 157V156H111ZM131 157V158H132ZM144 157V155H143ZM160 157V155H159ZM157 156V159L159 158ZM163 157V156H162ZM162 157H160L162 160ZM183 157V158H184ZM195 157V155L193 156L192 155V158ZM89 157H87L88 159ZM136 158V159H137ZM142 158V157H141ZM150 158V157H148ZM155 158V157H154ZM169 158V157H168ZM167 158V159H168ZM174 158V157H173ZM203 158V157H202ZM222 158V159H223ZM85 159V158H84ZM87 159H85L87 161ZM140 159V158H139ZM147 159V158H146ZM152 159V158H151ZM166 159V158H165ZM164 159V160H165ZM170 159V158H169ZM172 159V158H171ZM175 159V158H174ZM177 161L178 158L176 157ZM185 159H189V156L188 158L186 157ZM194 159V158H193ZM192 159V160H193ZM221 159V160H222ZM143 161H145L144 159H142ZM156 160V158H155ZM155 160L153 161L152 164H156ZM159 160V159H158ZM156 160V161H158ZM159 160V161H160ZM184 160V159H182ZM182 160H180L178 163H180ZM191 160V159H190ZM104 161L106 162L105 158H104ZM142 161V162H143ZM158 161V162H159ZM166 161V160H165ZM164 161V162H165ZM169 161V160H168ZM171 161V160H170ZM169 161V162H170ZM187 161V160H184L182 164H184V162ZM202 161V160H201ZM200 161V162H201ZM224 161V159H223ZM91 162V161H89ZM138 162H141V161H138ZM146 162V161H145ZM151 162V161H150ZM155 162V163H154ZM157 162V163H158ZM163 162V163H164ZM169 162L167 163L169 165ZM172 162V161H171ZM175 162V161H174ZM172 163V164H176V163ZM189 162V160H188ZM188 162H186V165H189L187 164ZM199 162V163H200ZM78 163V162H77ZM88 163V162H86ZM85 163V165H86ZM135 163V161H134ZM195 163V162H194ZM211 163V162H210ZM133 164V163H132ZM138 164V163H135V165ZM144 164V163H143ZM147 164V163H146ZM149 164V163H148ZM151 164V165H152ZM161 164V163H160ZM225 164V163H224ZM223 164V165H224ZM139 165V164H138ZM145 165V164H144ZM167 165V166H168ZM171 165V164H170ZM185 165V164H184ZM183 165V167H184ZM191 165V164H190ZM205 165V164H204ZM203 165V166H204ZM208 165V164H207ZM75 166V167H74ZM79 166V165H78ZM104 166V163L103 165ZM163 166V165H162ZM174 166V165H173ZM176 166V165H175ZM181 166V163L180 165ZM195 165H193V168ZM200 166V165H199ZM209 166V165H208ZM212 166V165H211ZM218 166V165H217ZM143 167V166H142ZM155 167V166H154ZM178 167V166H176ZM202 167V166H201ZM207 167V166H206ZM147 168V166L145 167ZM149 168H153V166H149ZM157 168V167H156ZM169 168V167H168ZM181 169V167H179ZM185 168V167H184ZM182 168V169H184ZM196 168H197V165H196ZM205 168V167H204ZM218 168V167H217ZM224 168H225V165H224ZM102 169V168H101ZM165 169V166L162 170ZM181 169V170H182ZM187 169V168H186ZM199 169V168H198ZM198 169L196 171H198ZM104 170V168H103ZM102 170V171H103ZM147 170V169H146ZM145 170V171H146ZM156 170V169H155ZM175 170V169H174ZM174 170L172 171L174 173ZM190 171H192L191 169H189ZM203 170V168L201 169ZM199 170V171H201ZM207 170V169H205ZM101 170H99V172L101 173L102 172ZM166 171V170H165ZM179 170H177V173H178ZM188 171V170H187ZM194 171V173L196 172ZM212 171V170H211ZM226 171V170H225ZM104 172V171H103ZM148 172V171H147ZM153 172H155L153 170ZM152 172V173H153ZM163 172V171H162ZM172 172H170V175L173 174ZM184 173V171H181ZM189 172V171H188ZM187 172V173H188ZM151 173V174H152ZM167 173V172H166ZM187 173H186V177H187ZM198 174H201L199 172H197ZM196 173V175H198ZM206 173V172H204ZM227 173V172H226ZM25 174H30L29 178H26L27 175L24 177ZM139 174V173H138ZM163 174V173H161ZM160 174V175H161ZM176 174V172H175ZM179 174V173H178ZM191 174V173H190ZM188 175V176H191V175ZM203 174V173H202ZM207 174V173H206ZM141 175V174H140ZM158 175V173H157ZM159 175V176H160ZM166 175V174H165ZM184 175V174H182ZM193 175V174H192ZM210 175V174H209ZM6 176V177H7ZM94 176V177H93ZM143 176V175H141ZM149 176V175H148ZM151 176V175H150ZM153 176H156V175H153ZM158 176V177H159ZM163 176V175H162ZM169 176V175H168ZM172 176V175H171ZM170 176V177H171ZM174 176V175H173ZM172 176V178H174ZM177 176V174H176ZM179 176V175H178ZM195 176V174H194ZM202 176V175H201ZM203 176H205L203 174ZM24 177V178H23ZM75 177V178H74ZM157 177V178H158ZM184 177V176H182ZM185 177V178H186ZM196 176V182H197V179L200 178ZM207 177V176H206ZM212 177V176H211ZM74 178V182L71 180ZM98 178H100V176H98ZM97 178V179H98ZM136 178V177H135ZM138 178V177H137ZM136 178V179H137ZM147 178V176L145 177V179ZM150 178V177H149ZM160 178V177H159ZM164 178V177H163ZM167 178V179H165ZM165 181L166 180H169L168 177H165ZM203 177H201L202 179ZM219 178V177H217ZM224 178H226L224 176ZM228 178V177H227ZM25 179V181L23 180ZM96 179V178H95ZM151 179V178H150ZM153 179H156V178H153ZM153 179H151L150 181H154ZM179 179H182L181 177ZM188 179V177H187ZM191 179V178H190ZM195 179V177H194ZM210 179V178H209ZM71 180V181H70ZM147 180V179H146ZM160 180V179H158ZM171 180V179H170ZM184 180V179H183ZM182 180V181H183ZM193 180V179H192ZM205 180V179H204ZM207 182L210 181L208 180V177L206 178ZM217 180V179H216ZM230 180V179H229ZM259 180V179H258ZM3 181V180H2ZM64 181V182H63ZM95 180L93 179L92 181V184L95 183L94 182ZM149 181V180H147ZM146 181V182H147ZM162 181V180H161ZM179 181V180H178ZM181 181V182H182ZM189 181V180H188ZM202 181V180H201ZM231 181V180H230ZM68 182V183H67ZM72 182V183H71ZM97 182V181H96ZM157 182V181H155ZM174 182V181H173ZM184 182H186V179L184 180ZM200 182V181H198ZM206 182V184H208ZM232 182V183H233ZM238 182V183H237ZM264 182V181H263ZM148 183H152V182H148ZM154 183V182H153ZM162 183V182H161ZM168 183V182H167ZM170 184L172 183L171 181L169 182ZM177 183V182H176ZM191 183V182H190ZM193 183H194V180H193ZM192 183V184H193ZM202 182H200L201 184ZM225 183V182H224ZM60 184V185H61ZM75 184V183H74ZM88 184V185H87ZM156 184V183H155ZM173 184V183H172ZM171 184V185H172ZM175 184V183H174ZM180 184V183H179ZM195 184V183H194ZM193 184V185H194ZM199 183L198 185L201 186ZM233 184V185H234ZM94 185V184H93ZM92 185V186H93ZM160 185V184H159ZM158 185V186H159ZM169 185V184H166V186ZM184 185V184H182ZM188 185V184H187ZM192 185V186H193ZM232 185V186H233ZM77 186V185H76ZM82 186V185H81ZM92 186H90L89 188L91 189ZM170 186V185H169ZM168 186V187H169ZM178 186V185H177ZM191 186V185H190ZM191 186V187H192ZM197 186V185H195ZM193 186V189L194 187ZM205 186V184H204ZM229 186V185H228ZM56 187H53V188H56ZM63 187V186H62ZM85 187L84 188V191H85ZM95 187V185H94ZM94 187L92 189H94ZM137 187V186H136ZM139 187V186H138ZM137 187V188H138ZM170 187H175L174 185L173 186H170ZM169 187V188H170ZM183 187V186H182ZM189 187V186H188ZM202 187V186H201ZM206 187V186H205ZM204 187V188H205ZM226 187V186H225ZM235 187V186H234ZM9 190L10 192L7 194L6 193V189ZM76 188V187H75ZM82 188V187H80ZM88 188V187H87ZM162 188V187H161ZM168 188V189H169ZM176 188V187H175ZM185 188V187H184ZM187 188V187H186ZM185 188V189H186ZM196 188V187H195ZM199 188V187H198ZM208 188V186H207ZM220 188V187H219ZM76 189H79L76 188ZM75 189V190H76ZM89 189V190H90ZM173 189V188H172ZM191 189V188H190ZM192 189V190H193ZM218 189V188H217ZM232 189V187H231ZM238 189V190H239ZM263 189V190H262ZM82 190V189H81ZM88 190V189H86ZM130 190V189H129ZM132 190V189H131ZM138 190V189H137ZM170 190V189H169ZM179 190V189H178ZM182 190V189H181ZM191 192H195L196 189H194V191ZM205 190H208V189H205ZM80 191V190H79ZM143 191V190H142ZM141 191V192H142ZM160 193H161V189L159 190ZM177 191V190H176ZM175 191V193H176ZM187 191V189H186ZM184 191V194L185 192ZM198 191V190H197ZM202 191V190H201ZM234 191V190H233ZM92 192V191H91ZM131 191H129L130 193ZM138 192V191H137ZM171 191H169L170 193ZM183 192V191H181ZM180 192V193H181ZM82 193V192H81ZM84 193V192H83ZM88 193V192H87ZM159 193V194H160ZM174 193V195H176ZM214 193V192H213ZM128 194V193H127ZM137 194V193H136ZM135 194V195H136ZM158 194V195H159ZM183 194V195H184ZM194 194V193H192ZM191 194V196H192ZM196 194V193H195ZM202 193H200L199 195H201ZM206 194V193H205ZM215 194V193H214ZM132 195V193H131ZM130 195V196H131ZM135 195H133V200L135 198ZM157 195V196H158ZM189 195L188 194L187 196H183V197H187L189 198ZM220 195V194H219ZM232 195V194H231ZM90 196V195H89ZM156 196V195H155ZM156 196V197H157ZM160 196V195H159ZM195 195H193V198H194ZM197 196V195H196ZM204 196V194H203ZM215 195H213V198H214ZM217 196L216 195V199H217ZM71 197V198H69ZM138 196H136L137 198ZM143 197V196H142ZM154 197V196H153ZM163 197V195H162ZM174 197V196H172ZM176 197V196H175ZM182 196H180L181 198ZM219 197V196H218ZM222 197V196H221ZM230 197V196H229ZM66 198V197H65ZM64 198V199H65ZM77 198V197H76ZM146 198V197H145ZM143 198V199H145ZM148 198V197H147ZM158 198H161V197H158ZM169 198V196H168ZM198 198V197H197ZM201 198V197H200ZM211 198V197H210ZM226 198V197H224ZM223 198V199H224ZM60 199V200H61ZM132 199V197H131ZM142 199V200H143ZM155 199V198H154ZM173 199V198H171ZM214 199V201L216 200ZM220 199V198H218ZM222 199V198H221ZM67 200V198L65 199ZM77 200V201H76ZM127 200V199H126ZM129 200V199H128ZM138 200V199H137ZM140 200V199H139ZM169 200V199H168ZM167 200V201H168ZM175 200V198H174ZM177 200V198H176ZM180 201V199H178ZM184 200V198L182 199ZM193 200V199H192ZM195 200V199H194ZM203 200V199H202ZM86 201V200H84ZM178 201V202H179ZM188 200L184 201L183 203L187 202ZM197 201V200H196ZM200 201V200H199ZM213 201V202H214ZM66 202V203H67ZM90 202V201H89ZM129 202V201H128ZM131 202V200H130ZM170 202V201H169ZM172 202V200H171ZM170 202V203H171ZM174 202V201H173ZM172 202V203H173ZM177 202V201H176ZM182 202V201H181ZM190 201H188L189 203ZM195 202V201H193ZM198 202V201H197ZM216 202V201H215ZM223 202V201H222ZM67 203V204H68ZM152 203V202H151ZM157 203V202H156ZM167 203V202H166ZM169 203V204H170ZM181 203V204H183ZM187 203V204H188ZM218 203V202H216ZM263 203V204H262ZM133 204V203H132ZM131 204V205H132ZM159 204V203H158ZM165 204V202H164ZM168 204V203H167ZM178 204V203H177ZM186 204V203H185ZM186 204V206H188ZM254 204L256 207H257V211L258 213H254L255 211L252 210L254 209L252 205ZM63 205V203L61 204V206ZM128 205V204H127ZM130 205V204H129ZM175 205V204H173ZM172 205V206H173ZM190 205V204H189ZM196 205V204H195ZM198 205V204H197ZM202 205V204H201ZM223 205V203H222ZM223 205V207H224ZM260 205V206H259ZM81 206V207H80ZM138 206V205H137ZM143 206V204L139 207L141 208ZM184 206V205H183ZM192 206V204H191ZM200 206V205H199ZM197 206V207H199ZM235 206L238 208L236 209ZM84 207V206H83ZM125 207V205H124ZM129 207V206H128ZM182 207V205H181ZM180 207V209H181ZM196 207V206H195ZM196 207V208H197ZM201 207V206H200ZM263 207V206H262ZM127 208V206H126ZM125 208V209H126ZM153 208V207H152ZM163 208V207H162ZM161 208V209H162ZM183 208V207H182ZM189 208V207H188ZM193 208V207H192ZM195 208V209H196ZM264 208V207H263ZM122 209V208H121ZM123 209V210H125ZM136 209V208H135ZM134 209V210H135ZM145 209V208H144ZM143 209V210H144ZM151 209V208H150ZM156 209V208H155ZM168 209V208H166ZM179 209V210H180ZM185 211L183 212V214L185 212H187V215H189L191 212L190 210H188L190 213L188 214V211H186L187 208H185ZM200 209V208H199ZM198 209V210H199ZM262 209V208H260ZM81 210V211H80ZM122 210V211H123ZM127 210V209H126ZM130 210H132L130 208ZM129 209L127 210L128 214L129 212H132L130 211ZM133 210V211H134ZM149 211V209H147ZM153 210L154 209H151V212L153 213ZM165 210V209H163ZM173 210V208H172ZM178 210V209H177ZM201 210V209H200ZM205 210V209H204ZM208 210V209H207ZM84 211V210H83ZM156 211V210H155ZM160 211V209L158 210ZM195 211V210H194ZM197 211V210H196ZM195 211V213H196ZM256 211V212H257ZM138 212V211H136ZM135 212V213H136ZM150 212V211H149ZM161 212V211H160ZM164 212V211H163ZM163 212H161V216H163ZM167 212H171V211H168ZM165 213L164 212V219L165 220V217H166V214L168 213ZM193 212V211H192ZM229 212V213H230ZM119 213V212H118ZM123 213V212H122ZM121 212L119 213V216L120 214H122ZM126 213V214H127ZM144 213H145V210H144ZM143 213V215H144ZM156 213V212H155ZM158 213V212H157ZM198 213V212H197ZM201 213V211H200ZM207 213V212H206ZM79 214L77 216H79ZM134 214V212L132 213V215ZM180 214V213H179ZM182 214V213H181ZM182 214V216H183ZM194 214V212H193ZM192 214V215H193ZM258 214V217L256 216ZM71 215L69 217H71ZM75 215V216H76ZM122 215H125V214H122ZM142 215V216H143ZM153 215V214H152ZM172 215V214H171ZM171 215H169L171 217ZM174 215L176 216L177 215V212L174 213ZM200 215V214H199ZM204 215V214H203ZM225 215V214H224ZM228 215V214H227ZM231 215V213H230ZM66 216V218H67ZM76 216V217H77ZM118 217V215H116ZM116 216L114 218H116ZM141 216V215H139ZM145 216V215H144ZM148 216V215H147ZM150 216V215H149ZM167 216V217H169ZM181 216V218H182ZM195 216V215H193ZM198 216V215H197ZM205 216V215H204ZM214 216V215H213ZM75 217V218H76ZM134 217V216H133ZM131 217V218H133ZM138 217V216H137ZM152 217V216H150ZM154 217V215H153ZM158 217V220H160L159 216ZM199 217V216H198ZM207 217V216H206ZM205 217V218H206ZM223 217V216H222ZM147 218V217H146ZM145 218V219H146ZM179 217H177L178 219ZM193 218V217H192ZM192 218H189L187 217V220L188 219H192ZM195 218H197L195 216ZM193 218V219H195ZM211 218V217H210ZM220 218V217H219ZM227 218V217H226ZM224 218V219H226ZM229 218V217H228ZM227 218V219H228ZM9 219L10 222H11V228H12V232L10 234V231L9 233H6V227L5 228V231H4V227L6 226V222L5 220ZM65 219V218H64ZM63 219V220H64ZM176 219V218H175ZM186 218L182 219V222H179V221H176V223L178 222V225H182V228H183V222ZM203 219V218H202ZM208 219V218H207ZM206 219V220H207ZM233 219V217H232ZM231 219V220H232ZM134 220V219H133ZM137 220V219H136ZM135 220V224L136 223H139L136 222ZM169 220V219H167ZM166 220V221H167ZM197 220V223H198V218L196 219ZM211 220V219H210ZM43 221H46V222H43ZM48 221V223H47ZM143 221V220H142ZM141 221V222H142ZM146 221V220H145ZM153 221V220H152ZM161 221V220H160ZM159 221V222H160ZM171 221V220H170ZM181 221V219H180ZM193 222V220H191ZM190 221V222H191ZM204 221V220H203ZM226 221V220H225ZM230 221V220H229ZM9 222V221H8ZM116 222V221H115ZM133 222V221H132ZM140 222V223H141ZM148 222H149V219H148ZM155 226H154V230L156 228V225H157V218L155 220ZM165 221H163L164 223ZM173 222V219L172 221ZM170 222V223H171ZM196 223V221H194ZM201 222V221H200ZM209 222V221H208ZM206 222V223H208ZM232 222V221H231ZM42 223V224H41ZM44 223H46L44 225ZM153 223V222H152ZM162 223V221L160 222ZM158 223V224H160ZM162 223V224H163ZM170 223H168L170 225ZM180 223V224H179ZM194 223V224H195ZM203 223V222H201ZM205 223V224H206ZM235 223V224H236ZM8 224V223H7ZM62 224V223H61ZM144 224V223H142ZM149 224V223H148ZM167 224V226L169 227V225ZM191 224V223H190ZM194 224H192L191 226H193ZM233 224V227L234 225ZM10 225V224H9ZM52 225H50V227H53ZM133 225V223H132ZM140 225V224H139ZM153 225V224H152ZM151 225V226H152ZM161 225V224H160ZM176 225V224H175ZM178 225L176 226L177 229L179 228ZM188 225H189V222H188ZM203 225V224H202ZM230 225V224H229ZM43 226H41V229L44 228ZM57 226V225H56ZM92 226V225H91ZM144 226V225H143ZM142 226V227H143ZM147 226V225H146ZM151 226H150V230H151ZM190 226V225H189ZM187 227V231H188V228L190 227ZM207 226V225H206ZM213 226V225H212ZM227 226V225H226ZM225 226V227H226ZM96 227V225L94 226ZM104 227V226H103ZM106 227V226H105ZM104 227V228H105ZM134 227V226H133ZM159 227V228H158ZM158 231L160 233V227L158 225ZM167 227V228H168ZM170 227H173L170 225ZM181 227V226H180ZM186 227V226H184ZM197 227H199V225H197ZM210 227V226H209ZM218 227V226H217ZM29 228V229H30ZM49 228L48 225L46 227V229ZM54 228V227H53ZM93 228V227H91ZM136 228V227H135ZM146 228V227H145ZM149 228V227H148ZM156 228V229H157ZM162 228H163V225H162ZM166 228V229H167ZM192 228V227H191ZM190 228V230H191ZM232 228V227H231ZM45 229V228H44ZM45 229V230H46ZM94 229V228H93ZM101 230L102 227L100 228ZM99 229V230H100ZM106 229V228H105ZM134 229V228H133ZM141 229V228H139ZM153 229V228H152ZM176 229V230H177ZM185 231H186V228H183ZM197 229V228H196ZM227 229V228H226ZM235 229H236V225H235ZM234 229V230H235ZM83 230V229H82ZM86 230V229H85ZM100 230V231H101ZM138 230V229H137ZM147 230V229H146ZM149 230V231H150ZM162 233L164 232L163 230H165V228L161 229ZM174 230L173 228L171 229L172 231V235H175V233L179 232V230L182 231V229H179L177 230ZM200 230V229H199ZM201 230H206V229H202ZM223 230V229H222ZM228 230V229H227ZM231 230V229H230ZM233 230V231H234ZM8 231V230H7ZM93 230H91L92 232ZM95 231V230H94ZM105 231V230H104ZM145 231V230H144ZM157 231V230H156ZM155 231V233L157 234L156 236H154L155 238L156 237H160L162 238V234L159 235L157 232ZM168 231V229H167ZM180 231V232H181ZM194 231V230H193ZM202 231V232H203ZM213 231V230H212ZM218 231V230H217ZM38 232V230H37ZM132 232V231H131ZM146 232V231H145ZM144 232V234H145ZM179 232V233H180ZM191 232V231H190ZM200 232V231H199ZM197 231V233H199ZM206 232V231H205ZM204 232V233H205ZM223 232V231H221ZM236 232V231H235ZM234 232V233H235ZM29 233V232H28ZM35 234V232H33ZM32 233V235H34ZM96 233V232H95ZM99 233V231L97 232ZM108 233V232H106ZM111 233V232H110ZM109 233V234H110ZM123 233V232H122ZM126 233V232H125ZM124 233V234H125ZM128 233V232H127ZM142 233V232H141ZM147 235H148V231L146 232ZM151 234V231L149 232ZM155 233H152L151 234V237L153 234ZM171 233V232H170ZM189 233V232H187ZM193 233V232H192ZM230 233V232H229ZM237 233V232H236ZM2 234V235H1ZM30 234V233H29ZM83 234V233H82ZM88 234V232L86 233ZM82 235L85 237V235ZM116 234V233H115ZM135 234V232H134ZM134 234L131 236L132 238H134ZM149 234V235H150ZM183 234V233H182ZM200 234V233H199ZM203 234V233H202ZM219 234V233H218ZM233 234V233H232ZM32 235L28 236V237H31ZM37 235V234H36ZM36 235H34L35 237H37ZM42 235V234H41ZM95 235V234H94ZM102 235V234H101ZM108 235V234H105V236ZM140 235V234H139ZM138 235V236H139ZM146 235V234H145ZM148 235V238H151L150 236ZM159 235V236H158ZM166 235V233L164 234V236ZM179 235V234H178ZM191 235V234H190ZM195 237H196V231L194 233ZM204 235V234H203ZM209 235V234H208ZM223 235V234H222ZM234 235V234H233ZM231 235V236H233ZM33 236V237H34ZM89 236V235H88ZM102 238L100 240V242H106L108 240V237L110 236H107ZM126 236V235H125ZM124 236V238H125ZM163 236V237H164ZM167 236V235H166ZM170 236V235H168ZM167 236V237H168ZM187 236H189L187 234ZM193 236V235H192ZM210 236V235H209ZM216 236V235H215ZM32 237V238H33ZM81 237V236H80ZM93 237V236H92ZM130 237V235H129ZM194 237V236H193ZM200 236H198L199 238ZM234 237V236H233ZM234 237V238H235ZM23 238H25L23 240ZM89 238V237H88ZM107 238V239H106ZM116 238V237H115ZM135 238H138L135 234ZM134 238V239H135ZM144 238V237H143ZM146 238V237H145ZM158 238V239H160ZM165 238V237H164ZM164 238L162 239V242H160L161 240H159L160 244L161 243H164L163 240ZM176 235L173 236V240H170V241H167L165 238V242L167 243V245L165 244H161L164 245L162 246L161 248L159 246H155V249L153 248V246L150 247L151 249V252L149 251V248L147 247V255L149 253V257H147L146 254H144L143 256L141 254H143V252H140L139 255H137V257H142V258H145L143 259V261L141 260V258L139 257L137 259V261L135 262L137 264V262L139 261L140 259V264H145V262H147V264H150L152 261H151V258L150 257H154L152 255H154L156 252L160 251L161 254L163 253V255L166 257L169 256L167 251L166 253L164 254L165 250L163 249V247L167 250L166 247L170 246V249H172L173 247L171 246L173 241H175L176 243L173 242V245L175 244L174 247H176L177 245V241L178 239L176 240ZM182 238V237H181ZM180 238V240H181ZM186 238V237H185ZM188 238V237H187ZM186 239V241H188ZM197 238V237H196ZM30 238H28V241H29ZM91 239V237H90ZM110 239V238H109ZM119 239V238H118ZM157 239V240H158ZM172 239V238H171ZM193 239V238H190V240ZM195 239V238H194ZM200 239V238H199ZM223 239V238H222ZM17 240V241H18ZM84 240L85 242L86 241H89L88 239L86 240V237L85 239H82ZM93 240H94V237H93ZM92 240V241H93ZM97 238L95 239V242ZM114 240V239H113ZM124 240V239H122ZM141 240V239H140ZM145 240V239H144ZM151 240V239H149ZM153 240H156V239H153ZM179 240V241H180ZM211 240V239H210ZM214 240V239H213ZM79 241V240H78ZM80 241H81V238H80ZM111 241H112V238H111ZM118 241V240H117ZM120 241V240H119ZM126 241H127V238H126ZM125 241V242H126ZM133 241V239L131 240ZM143 241V240H141ZM172 241V242H171ZM192 241V240H191ZM190 241V242H191ZM195 241V240H193ZM12 242V241H11ZM10 242V244H12ZM14 242V241H13ZM19 242V241H18ZM17 242V243H18ZM69 242L72 243V241L69 240ZM68 242V243H69ZM74 242V241H73ZM76 242V241H75ZM109 242V241H108ZM113 242V241H112ZM115 242V241H114ZM121 242V241H120ZM123 242V241H122ZM129 242V241H128ZM127 242V243H128ZM146 241H143V243H145ZM150 242V241H149ZM154 242V241H153ZM157 242V241H156ZM189 242V241H188ZM187 242V243H188ZM202 242V241H201ZM3 243H6L4 244L3 246H1ZM15 243V242H14ZM21 243V241H20ZM92 243V242H90ZM151 243V242H150ZM155 243V242H154ZM193 243V242H191ZM190 243V244H191ZM195 243V242H194ZM193 243V244H194ZM198 243V242H197ZM10 244L8 243L7 245H9L10 247ZM67 244V243H65ZM80 244V243H79ZM82 244V243H81ZM88 242L86 244H83L82 246L84 245H87ZM99 246L101 248H97L95 247L96 249H94L93 253H94V257L95 258V261L97 260L99 264H109L110 263V257L108 256V252L106 251L105 247L104 249H102L103 247L102 246H105L104 244L101 246L100 243H98ZM106 244V243H105ZM118 244V243H117ZM136 244V241L133 242L132 244L130 243L131 245V249H127L126 248V245L124 246L126 248V250H131V251H136L135 249V245ZM148 244V243H147ZM183 244V243H182ZM189 244V243H188ZM192 244V245H193ZM202 244V243H201ZM200 244V245H201ZM212 244V243H211ZM234 244V245H233ZM17 245V244H16ZM22 245V243L20 244ZM58 245V244H57ZM69 245V244H68ZM72 245V244H71ZM70 245V246H71ZM90 245V244H89ZM95 245V244H94ZM94 245L92 247H94ZM146 245V244H145ZM145 245H142L141 243V246L145 247ZM152 245V243H151ZM187 245V244H186ZM223 245V244H222ZM225 245V244H224ZM235 245H238L236 246L238 248H236V251L234 250L235 249ZM241 245V247H240ZM19 246V245H18ZM42 246V245H41ZM56 246V245H55ZM62 246H65L64 244ZM70 246H67V247H70ZM75 246H78V243L77 245ZM81 246V247H82ZM91 246V245H90ZM98 246V245H97ZM119 246V244H118ZM129 246V245H128ZM127 246V247H128ZM140 246V245H139ZM181 246V244H180ZM197 246V245H196ZM202 246V245H201ZM220 246V245H219ZM43 247V246H42ZM66 247V246H65ZM85 247V246H84ZM111 247V246H110ZM116 247V245H115ZM120 247V246H119ZM123 247V248H124ZM130 247V246H129ZM141 247V248H142ZM161 249L157 251L156 248ZM172 247V248H171ZM190 247V246H189ZM215 247V245H214ZM222 247V246H221ZM240 247V248H239ZM87 248V247H86ZM89 248V247H88ZM139 248V249H141ZM183 248V247H182ZM180 248V249H182ZM191 248V247H190ZM223 248V247H222ZM42 249V248H41ZM57 249V248H56ZM79 249V248H78ZM110 249V248H109ZM107 248V250H109ZM119 249V248H118ZM135 249V250H134ZM138 249V250H139ZM146 249V248H145ZM152 249H154L152 251ZM169 249V247H168ZM175 249V248H174ZM179 249V251H180ZM186 250V248H184ZM188 249V247H187ZM194 249V247H193ZM193 249H190L192 251H196L197 255H195V257L198 256V251H203V250H199V249H202L200 247H198V251L197 250H193ZM219 250L221 248H218ZM58 250L59 247H58ZM63 250V248H61V251ZM77 250V249H76ZM113 250V249H112ZM156 250V251H155ZM163 250V251H162ZM214 250V249H213ZM216 250V249H215ZM219 250H216V251H219ZM2 251V250H1ZM55 251V250H53ZM52 251V252H53ZM75 251V250H74ZM120 251V250H119ZM124 251V250H123ZM140 251V250H139ZM143 251V250H142ZM145 251V250H144ZM155 251V253H154ZM169 251V250H168ZM191 251V252H192ZM215 251V252H216ZM241 251V252H240ZM67 252V251H66ZM110 252V251H109ZM115 252V251H114ZM130 252V251H129ZM170 252V251H169ZM172 252V251H171ZM210 252V251H209ZM212 252V251H211ZM240 252L241 253V256L242 257H239L240 254H238L239 256H237L238 258H236L235 256V259L236 262L233 263L234 260H232L234 257V254ZM51 253V252H50ZM55 253V252H54ZM57 253L59 254V251H57ZM65 253V252H64ZM68 253V252H67ZM125 253V252H124ZM132 253V252H131ZM151 253V254H150ZM153 253V254H152ZM168 253V254H167ZM175 253V252H174ZM178 253V252H177ZM183 253H187V252H183ZM195 254V252H192ZM217 253V252H216ZM215 253V254H216ZM56 254V253H55ZM157 254V253H156ZM189 255V252L187 253ZM187 254H186V257H187ZM202 254V253H201ZM201 254L199 255V257L201 256ZM214 254V253H213ZM212 254V255H213ZM52 255V254H50ZM77 255V254H76ZM92 254H90L91 256ZM112 255V254H111ZM127 255V254H125ZM130 255V254H128ZM134 255V254H133ZM132 255V257H133ZM162 255V256H163ZM176 255V254H175ZM179 255V254H178ZM175 256V257H178ZM208 255V254H207ZM210 255V253H209ZM131 256V255H130ZM145 256V257H144ZM156 256V255H155ZM163 256V257H164ZM182 257H184L182 254H181ZM211 256V255H210ZM47 257V256H46ZM53 257V256H52ZM57 257V255H56ZM55 257V258H56ZM59 257V256H58ZM112 257V256H111ZM115 257V256H114ZM125 257V256H124ZM135 257V256H134ZM133 257V258H134ZM157 258H159V256L157 255L156 256ZM175 257L174 260H175ZM179 256V258H182ZM185 257V258H186ZM190 256H188L189 258ZM198 257V258H199ZM202 257V256H201ZM200 257V258H201ZM36 258V257H35ZM38 258V257H37ZM40 258V257H39ZM60 258V257H59ZM119 258V256H118ZM123 258V257H122ZM121 258V259H122ZM128 258V257H126ZM148 258V259H147ZM155 258V257H154ZM153 258V259H154ZM161 258V259H160ZM160 260H162V257L160 256ZM165 258V257H164ZM168 258V257H167ZM179 258L177 260H179ZM191 258V261L190 259H188L190 262H192V257ZM197 258V259H198ZM241 258V259H240ZM43 259V258H42ZM75 259V258H74ZM156 259V258H155ZM154 259V261H155ZM166 259V258H165ZM172 259V258H171ZM170 259V262H172ZM195 259V258H194ZM193 259V260H194ZM203 259V258H202ZM206 259V257H205ZM210 259V257H209ZM238 259V261H237ZM51 260V259H50ZM56 260V259H55ZM59 260V259H57ZM56 260V261H57ZM76 260V259H75ZM74 260V261H75ZM116 260V259H115ZM129 260V259H128ZM133 260V259H132ZM146 260V261H144ZM157 260V259H156ZM159 260V261H160ZM167 260V259H166ZM169 260V258H168ZM182 260V259H180ZM179 260V264H181ZM185 260V259H184ZM183 260V261H184ZM201 260V259H200ZM208 260V259H207ZM211 260V259H210ZM209 261H206L205 263L208 264ZM55 261V262H56ZM73 261V262H74ZM130 261V260H129ZM135 261V260H134ZM150 261V262H149ZM188 261V262H189ZM195 261V260H194ZM198 261V260H197ZM241 261V262H240ZM246 261V260H245ZM52 262V261H50ZM71 262V260H70ZM112 264L113 262L115 261H111ZM118 263V260L116 261ZM138 262V264H139ZM144 262V263H142ZM33 263V262H32ZM97 263V264H98ZM116 263V264H117ZM123 263V262H121ZM133 263V261H132ZM130 262V264H132ZM134 263V264H135ZM166 263V262H165ZM178 263V262H177ZM187 263V262H186ZM184 263V264H186ZM195 263V262H194ZM193 262L190 263V264H194ZM198 263V262H197ZM196 263V264H197ZM201 263V261H200ZM204 263V264H205ZM211 263V264H212ZM34 264V263H33ZM52 264V263H51ZM127 264V263H125ZM154 264V262H153ZM156 264V263H155ZM161 264V263H160ZM202 264V263H201ZM248 264V263H247Z\"/></svg>","mask_w":264,"mask_h":264}]
</instances>
